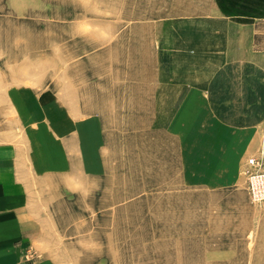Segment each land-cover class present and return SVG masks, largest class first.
<instances>
[{"label": "rangeland", "instance_id": "1", "mask_svg": "<svg viewBox=\"0 0 264 264\" xmlns=\"http://www.w3.org/2000/svg\"><path fill=\"white\" fill-rule=\"evenodd\" d=\"M263 16L264 0H0V88L51 94L50 109L68 114L59 124L89 136L88 173L74 158L72 174L30 183L34 216L55 223L47 239L60 264H264V200L248 176L251 158L264 172V138L234 173L241 181L220 187L233 166H210L180 128V105L192 104L180 93L215 64L208 48L225 66V32L237 43L241 17ZM1 139L18 160L20 135Z\"/></svg>", "mask_w": 264, "mask_h": 264}, {"label": "crops", "instance_id": "2", "mask_svg": "<svg viewBox=\"0 0 264 264\" xmlns=\"http://www.w3.org/2000/svg\"><path fill=\"white\" fill-rule=\"evenodd\" d=\"M229 22L227 24L232 26V21ZM241 22L247 30L245 27L241 30L237 43L230 41L238 37V31L225 32V66H216L219 51L209 47V60L215 64L209 70L207 83L196 77L197 81L190 87L192 90L180 93L181 103H192L180 105V112H183V116L180 115V128L182 125L183 129L180 130L193 135V150L208 149L210 166H233L225 169V176L218 179L220 187L234 186L241 181L237 173L246 159L257 152L264 138V16L241 17ZM255 22L260 28H254ZM213 33L214 36L220 34ZM206 50L193 49V53L200 57L201 51ZM195 69L200 76L201 68L196 66ZM26 92L24 87L0 88V117L3 121H12L6 122L0 133L4 137L16 132L21 138L16 142L18 160L15 161L10 160V147H1L4 140H0V264H60L47 239L48 230L49 233L56 230L55 223L34 216L37 212L32 209L30 183L35 178L52 174H72L74 158L79 160L84 173H88L92 167L86 150L89 136L83 126L73 128L69 125L64 129L59 124L57 115L66 118L68 114L50 109L51 102L55 103L51 94L35 97ZM9 102L14 110L6 115L2 108ZM20 102L25 103L24 112ZM204 129L207 132H203ZM74 130V134L64 136ZM26 138L32 140L29 147L33 151V172L25 174L21 168V153ZM185 148L188 146L183 145Z\"/></svg>", "mask_w": 264, "mask_h": 264}, {"label": "built area", "instance_id": "3", "mask_svg": "<svg viewBox=\"0 0 264 264\" xmlns=\"http://www.w3.org/2000/svg\"><path fill=\"white\" fill-rule=\"evenodd\" d=\"M261 163L256 158H251L248 161V176L250 178V187L255 199L260 201L264 200V172L254 171L251 172L253 168H257Z\"/></svg>", "mask_w": 264, "mask_h": 264}, {"label": "bare ground", "instance_id": "4", "mask_svg": "<svg viewBox=\"0 0 264 264\" xmlns=\"http://www.w3.org/2000/svg\"><path fill=\"white\" fill-rule=\"evenodd\" d=\"M30 90V89H29Z\"/></svg>", "mask_w": 264, "mask_h": 264}]
</instances>
